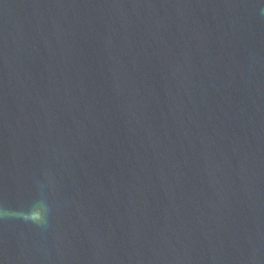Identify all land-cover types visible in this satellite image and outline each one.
Instances as JSON below:
<instances>
[{
    "label": "water",
    "instance_id": "water-1",
    "mask_svg": "<svg viewBox=\"0 0 264 264\" xmlns=\"http://www.w3.org/2000/svg\"><path fill=\"white\" fill-rule=\"evenodd\" d=\"M264 0H0V264H261Z\"/></svg>",
    "mask_w": 264,
    "mask_h": 264
}]
</instances>
